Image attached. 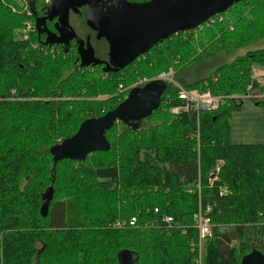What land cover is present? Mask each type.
Masks as SVG:
<instances>
[{"label": "trees", "instance_id": "obj_1", "mask_svg": "<svg viewBox=\"0 0 264 264\" xmlns=\"http://www.w3.org/2000/svg\"><path fill=\"white\" fill-rule=\"evenodd\" d=\"M38 1L24 12L15 0H0V264H201L192 217L207 208L211 237L204 241V264H240L254 250L264 257V144L230 139V120L244 97L264 92L251 74L254 66L264 69V49L220 65L206 79L165 83L159 109L139 129L118 123L106 132L107 152L56 163L50 154L82 122L122 103L132 89L119 93V86L128 88L124 83L168 70L181 76L208 58L231 56L220 46L193 61L205 37L207 46L240 29L238 36L250 44L264 38V24L252 25L257 15L264 17V0L243 18L232 11L250 0L236 3L194 31L160 42L128 67L102 75L73 66L65 49L44 45L36 15L47 5ZM25 21L29 37L22 41L16 32ZM153 68V74L144 73ZM176 86L209 92L221 104L214 112L174 115L171 109L181 104ZM80 95L91 97L76 101ZM253 102L264 109V99ZM68 116L69 131L52 141ZM218 161L219 181L212 184ZM221 189L228 194L219 196ZM48 190L52 198L43 218ZM165 217L172 219L170 228ZM118 222L126 226L117 228Z\"/></svg>", "mask_w": 264, "mask_h": 264}, {"label": "water", "instance_id": "obj_2", "mask_svg": "<svg viewBox=\"0 0 264 264\" xmlns=\"http://www.w3.org/2000/svg\"><path fill=\"white\" fill-rule=\"evenodd\" d=\"M46 8L49 20L58 17L61 31L68 27V11L88 4L87 27L96 32L97 39H105L108 45V62L94 59L90 45L80 51L81 65H104L106 73H116L131 65L138 57L147 53L160 42L171 36L194 31L210 19L219 16L234 4L244 0H150L139 5H120L112 8L108 16H100L95 10V0H50ZM63 40L46 39L44 45H54L77 38L73 33ZM166 85L160 80L147 83L143 87L132 88L125 100L112 111L98 118L85 120L77 132L55 146L50 154L54 163L62 160L82 162L94 152H107L110 145L105 134L114 124H123L137 130L141 121L159 109L161 96ZM52 198L50 190L42 197L40 214H47ZM240 264H264L263 255L254 250L241 259Z\"/></svg>", "mask_w": 264, "mask_h": 264}, {"label": "rangeland", "instance_id": "obj_3", "mask_svg": "<svg viewBox=\"0 0 264 264\" xmlns=\"http://www.w3.org/2000/svg\"><path fill=\"white\" fill-rule=\"evenodd\" d=\"M15 1L20 6H22L24 12H26L28 9V3L31 2V0H15ZM260 2L261 1H258V0H250L245 5L236 6L233 9L232 14L237 16L238 18H241V17L243 18L247 14V12H248V14L251 12V8L261 7L262 5H257ZM41 6L42 5H39V7H41ZM12 11H13V13H16V10H14L13 8H12ZM27 23H29V22L25 21L24 28L23 29L21 28V29H19V31L17 30V32H16L19 34V39L21 38L22 41L28 40V37H29L28 33H27V36H25L26 28L28 26ZM263 24H264V17H261V15L259 14L256 16L255 21L252 25L253 26L259 25L261 28L263 26ZM241 30L242 29H240L237 33H235L236 31L229 32V34H227L228 38L223 40L222 42L220 41V38L217 41L211 39L212 43H210L209 46H207L209 41L205 37L203 47H200V48L198 47V49L196 48L197 51L194 52L196 55L193 58V61H195L196 59L199 60V59L204 58L205 55L213 52L215 49H217L220 46L228 48L232 52L231 56L230 57H224L226 55L223 54V57L208 58L205 61L199 62V63L195 64L194 66H192L191 68H189L188 70L184 71L183 73H181L182 74L181 76L175 75L174 77H172V80H174V82H177L179 79H181V77H182V79L187 80V81H196V80L206 79L210 76V74L213 72V70L216 69L217 67H219L220 65L225 64V63H229L232 60H234L235 58L243 56L247 52H256L257 50L264 49V38L250 44L251 42H247V41L245 42L246 39L244 40L242 37L238 36L239 33H242ZM195 32L198 34L199 37L202 36V33H199V31H195ZM231 34H233L234 36L232 37ZM55 53L57 54V51ZM72 65L76 66L74 64H72ZM155 71H156V69L153 68V69H150L148 71H144V73H146L147 75H150V74H153ZM90 72H92V70H90ZM92 73H94V75H102V73L99 69L94 70ZM161 74H159L154 79L147 78L146 80H148L149 83L152 81H156V80H158V78ZM251 74H252L253 79H256L257 81H259V83L261 85L264 86V69L263 68H261L260 66H254L251 69ZM149 79H151V80H149ZM143 80H144L143 78L139 79L134 84H132L131 86L129 85L130 82L124 83L123 85L128 87V88L123 89L122 86H119L118 87L119 93H122L126 90H129L130 88H133L135 86H137V87L145 86L146 84L142 85V84H144ZM248 90H249V88H248ZM90 97H91V95H85V96L80 95L79 98L75 99V100L76 101L77 100L89 101L88 98H90ZM69 100L70 99H68V102H71ZM93 100L94 99H92V101ZM65 115L67 116V114H65ZM67 119L70 121L69 116ZM71 123H73V122H71V121L66 122L65 123L66 126H63L62 130L56 132L55 135L52 137V141L55 140L56 138L59 141L63 135V131H69ZM145 126H146V124H145ZM196 130L197 131L199 130L197 128V126H196ZM230 135H232L231 136L232 137L231 138L232 144H263L261 142L262 141L264 142V109L262 107H257L254 104L253 99L242 100V107L240 108V110L236 111L232 114V117L230 120ZM221 167H222V162L218 161L216 164L215 170L210 174V179H211L212 184L218 183V181H219L218 175H219V171H220ZM198 208H200V206ZM205 243L202 247L201 264H204Z\"/></svg>", "mask_w": 264, "mask_h": 264}, {"label": "flooded vegetation", "instance_id": "obj_4", "mask_svg": "<svg viewBox=\"0 0 264 264\" xmlns=\"http://www.w3.org/2000/svg\"><path fill=\"white\" fill-rule=\"evenodd\" d=\"M45 2V3H44ZM50 0H43V5H47L43 14L38 13L36 15L37 25L39 34L42 36L43 41L49 40H63L62 37L67 36L69 33H73L77 38L70 39L67 42L54 44L59 49H65L66 52H70V58L74 61V64L79 67H86L91 70L99 69L104 72V65H81L80 51H85L87 46L90 45L93 51L94 59L101 62H108V45L105 39H97L96 32L90 30L86 25V17L88 14V4L76 9H69L68 11V27L64 31H61L60 23L58 22V17L49 20L46 13V8L50 5ZM150 2V0H95V10L100 16H108L109 12L114 9H119L122 5H139ZM41 3V0L38 1ZM158 45V44H157ZM156 46V45H155ZM152 49V48H151ZM149 52V51H148ZM142 59V56L138 57L136 60ZM128 67V66H127Z\"/></svg>", "mask_w": 264, "mask_h": 264}, {"label": "built area", "instance_id": "obj_5", "mask_svg": "<svg viewBox=\"0 0 264 264\" xmlns=\"http://www.w3.org/2000/svg\"><path fill=\"white\" fill-rule=\"evenodd\" d=\"M29 29L30 26L28 25L27 30ZM172 77H173V72L169 70L167 73H162L159 76L158 80L164 83H173ZM143 81L144 84L142 85L149 83V81L146 79H144ZM176 87H177L176 96L178 101L181 102V104L171 109V113L174 115H179L181 113H186L189 111H192L194 113L214 112L218 110L221 104L222 99L220 97L212 96L209 92H198L197 90H186L179 86ZM244 98L260 101L264 99V92L257 94H250L245 96ZM227 194H228L227 190L225 189L219 190V196H225ZM154 212L157 213V210H154ZM208 213H209V208L205 209V211L199 210L192 217L194 227L197 231V238H198L197 246L199 248V251L201 250L204 241H206V239L211 237V223ZM163 222L167 225L168 228H170L172 219L170 217H165L163 219ZM134 224H135V219H131L128 223L130 227H133ZM125 226H126L125 223H120V222H118L116 225L117 228H123ZM191 247L192 249H194V245H192ZM197 264H200V259L197 260Z\"/></svg>", "mask_w": 264, "mask_h": 264}, {"label": "crops", "instance_id": "obj_6", "mask_svg": "<svg viewBox=\"0 0 264 264\" xmlns=\"http://www.w3.org/2000/svg\"><path fill=\"white\" fill-rule=\"evenodd\" d=\"M231 136H232V135H230V139L232 138ZM260 142H261V141H260ZM231 143H232V142H231ZM261 143H263V144H264V142H263V141H262Z\"/></svg>", "mask_w": 264, "mask_h": 264}, {"label": "bare ground", "instance_id": "obj_7", "mask_svg": "<svg viewBox=\"0 0 264 264\" xmlns=\"http://www.w3.org/2000/svg\"><path fill=\"white\" fill-rule=\"evenodd\" d=\"M197 240H198V238H197Z\"/></svg>", "mask_w": 264, "mask_h": 264}]
</instances>
